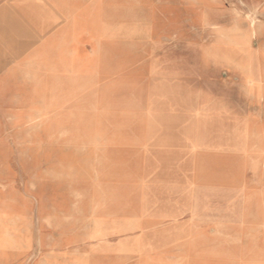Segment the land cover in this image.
<instances>
[{
	"label": "rangeland",
	"instance_id": "1",
	"mask_svg": "<svg viewBox=\"0 0 264 264\" xmlns=\"http://www.w3.org/2000/svg\"><path fill=\"white\" fill-rule=\"evenodd\" d=\"M27 1L0 0V264H264V0H52L30 40ZM189 140L193 199L149 200L142 150Z\"/></svg>",
	"mask_w": 264,
	"mask_h": 264
},
{
	"label": "crops",
	"instance_id": "2",
	"mask_svg": "<svg viewBox=\"0 0 264 264\" xmlns=\"http://www.w3.org/2000/svg\"><path fill=\"white\" fill-rule=\"evenodd\" d=\"M12 10L15 12L18 11L21 7V2L12 1L10 2ZM28 5L26 6L30 9L28 14V18H19L16 17L14 11H12L9 21L3 20L4 23H7L11 26L20 25V34H22L23 38L27 39H35L37 35H41L43 33H47V26H52L54 23H57L59 19H62V11L60 10L61 6H54L52 0H28ZM8 6V5H6ZM24 8V7H23ZM21 14V12H19ZM3 18V17H2ZM27 25V32L23 30V28ZM23 27V28H21ZM14 30V29H13ZM16 31V30H15ZM30 35L29 37L26 36ZM189 133L185 136L187 137H196L201 131L195 129L194 127L188 129ZM202 146V145H200ZM186 150L180 152V150H176V148H168L164 150H160L159 147L151 146L148 148H144L142 152L144 153V164L152 167L154 178L157 179L156 185L162 188V191L154 192L153 189H149V200H175V199H185L191 200L193 197L192 194L197 191V183H196V164L195 162L189 161L188 164H181L185 162H181V153H187L190 155H196V150L198 146L195 142L189 140V143L184 146ZM156 156V157H155ZM154 157V158H153ZM193 160V159H192ZM194 161V160H193ZM150 167V168H151ZM161 178H167L170 181H167V184L162 186ZM179 180V182H177ZM178 184V187H177ZM207 187V186H204ZM180 191H177V189ZM182 188V189H181ZM205 189L204 192H206ZM183 194V198H179L177 195ZM165 195V196H162ZM195 198V197H194ZM156 213L152 216L156 224H161L163 226L170 225L174 228L179 225L180 220L186 215V213H191L190 208H187L185 205H160L159 207H155ZM127 231V230H125ZM76 259V264H89L87 259L82 257L72 258L71 261H61V264H73V260Z\"/></svg>",
	"mask_w": 264,
	"mask_h": 264
}]
</instances>
